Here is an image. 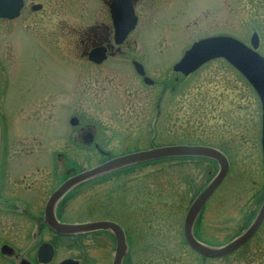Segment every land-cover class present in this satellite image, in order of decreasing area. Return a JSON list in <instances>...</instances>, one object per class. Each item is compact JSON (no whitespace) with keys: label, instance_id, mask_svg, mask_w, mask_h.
<instances>
[{"label":"rangeland","instance_id":"1","mask_svg":"<svg viewBox=\"0 0 264 264\" xmlns=\"http://www.w3.org/2000/svg\"><path fill=\"white\" fill-rule=\"evenodd\" d=\"M32 1L44 9L28 7L15 21L0 20L2 184L12 182L14 194L39 188L26 199L44 194L48 200L69 177L105 160L94 145L84 144L83 130L95 135L110 158L152 146L211 145L223 149L231 169L206 207L200 240L221 247L243 233L264 200L260 100L224 60L188 78L173 67L194 42L215 35L249 46L257 33L264 57V0H174L170 5L154 0L129 36L125 57L100 67L88 63L74 35L84 32L87 22L106 21L100 3ZM133 58L143 61L152 86L137 76ZM72 118L79 120L77 127L70 125ZM123 172L106 186H80L63 207L75 223L102 215L121 222L133 241L127 264H264V225L249 244L218 260L204 261L186 247L184 218L217 174L213 164L164 161ZM137 181L140 195L134 193ZM123 183L126 190L120 189ZM93 185L94 191L87 190ZM69 242L59 241L60 258L113 264L116 244L110 238L100 237L94 246L83 239L82 246L70 250Z\"/></svg>","mask_w":264,"mask_h":264},{"label":"water","instance_id":"2","mask_svg":"<svg viewBox=\"0 0 264 264\" xmlns=\"http://www.w3.org/2000/svg\"><path fill=\"white\" fill-rule=\"evenodd\" d=\"M24 6V0H0V19L14 20L20 16ZM111 14L115 28L114 41L116 45H121L128 35L135 30L137 17L133 4L129 0H119L111 5ZM41 6L36 5L33 11H38ZM259 36L254 34L251 38V46H247L231 37H212L203 39L195 43L183 56L181 61L173 68L175 73L189 76L199 70L203 65L216 59H224L234 67L253 87L262 105V151L264 165V58L257 52L259 49ZM106 50L103 48L93 50L89 55V60L96 64H101L106 59ZM134 67L140 76H145L143 66L135 62ZM145 83L152 84L149 78H145ZM79 121L71 120L72 126H77ZM84 142L92 144L93 136L87 135ZM180 158H204L215 161L219 167V173L207 188L195 199L191 205L184 224V235L187 244L197 253L205 258L217 259L225 257L243 245H245L258 232L264 222V201L259 213L252 225L237 239L220 248H213L197 241L192 233L194 223L204 208L205 204L222 184L229 171L227 158L219 151L202 146H170L153 148L147 151L128 154L114 158L94 169L84 171L68 179L63 183L48 200L45 211V223L54 232L67 235H81L92 232L108 231L113 234L116 240V254L113 264H122L128 254V246L124 231L115 223L99 222L82 225L60 224L54 215L56 204L75 187L100 177L105 174L120 171L130 167H135L152 162L180 159ZM53 257V247L43 245L39 250V259L43 263H49ZM24 264V263H23ZM61 264H79L76 261L67 260Z\"/></svg>","mask_w":264,"mask_h":264},{"label":"flooded vegetation","instance_id":"3","mask_svg":"<svg viewBox=\"0 0 264 264\" xmlns=\"http://www.w3.org/2000/svg\"><path fill=\"white\" fill-rule=\"evenodd\" d=\"M95 1L100 3L102 7L104 8L106 21L96 20L93 23L87 22L86 25L83 24V26L85 27L84 28L85 31L82 33H74V35H76L77 38L79 37L81 43L84 45L83 56L85 59H87L88 63L92 66L100 67V66H103L105 62L109 61L110 59L125 57L124 48L127 45L128 39L122 45H115L114 43L115 28L113 25L110 7L114 2L119 1V0H95ZM129 1H131V3L133 4L135 15L138 18V23H137V27H138L139 22H141L144 12H147V6L149 5V3L155 2L157 0L155 1L154 0H129ZM173 1L174 0H167L166 5L172 4ZM230 2L235 3L236 0H230ZM92 3H94V1H91V4ZM34 5L36 4L32 0H24L23 11H25L28 7H30L32 10V7ZM39 5L42 6L41 10H43L44 5L40 3ZM235 8L236 7H234L233 9L235 10ZM58 15L59 17H61L62 12H59ZM77 25L79 24L77 23ZM209 37H212V36H209ZM99 48L101 49L104 48L106 50L105 54L107 56V59L103 63L98 65L89 60V55L93 50L99 49ZM181 58L182 56L177 60L176 63H178L181 60ZM135 59L136 58H133L131 60L132 66H133V62L135 61L143 65L142 60H140L142 61L140 62L139 60H135ZM139 78L143 80L142 77L139 76ZM143 83H144V80H143ZM81 132H82L81 134L82 140L87 135L92 134L93 139H94V145L100 146L99 144L95 143V135L93 133L84 131V130ZM97 151L101 155H103L104 158L107 160V157H109L107 156L108 154H104L103 152H101L100 149H98ZM122 173L124 172H120L116 174L121 175ZM116 174L108 175V176L101 177L98 179H93L91 181L86 182V185L97 183L96 185L104 184L106 186L107 184L110 183V181L114 182L115 179L113 178L115 176H119ZM138 182L139 181H137V184L136 182L135 184L133 183L135 186L134 193L137 192L136 195L137 194L140 195V190H141V183L139 182L138 184ZM11 185H12V182L10 183V187H7L8 185H6L5 181L3 182V184H2V181H0V264H23V263L24 264H61L62 262L66 260H73V261L79 262L77 258H72V257L60 258L59 257V246H60L59 241L60 240L70 241L69 244L66 245V248H68L69 250L70 248L75 249V247L82 246L83 239L88 241L90 246H94L98 238L105 237V236L110 238L114 242V244H116L115 238L110 232H92L87 235H80V236H62L60 234H57L56 232L51 230L50 227L46 225L45 223V209H46V204L48 200L47 199L45 200L44 194H41V195L38 194L37 195L38 197L36 196L37 199L32 200V202H30L29 200L26 199L25 196L27 195L31 196L32 194H34V191L36 189L32 190L33 191L32 193H29L28 191L30 188L29 189L25 188L27 191L26 194H23V193L14 194V187ZM96 185H93L90 187L88 186L87 190L94 191L96 188ZM115 185L116 183L113 184L112 188H114ZM124 185L125 184L123 183L121 185L122 188L120 189L126 190ZM128 189H129V192L131 193L133 191V185H130ZM38 190L40 189L38 188ZM38 190H36L35 192H37ZM68 195H70V193ZM68 195L64 197L56 205L55 218L61 224H69V225L81 224L80 222L75 223L73 221L67 220V217L70 215V213L65 211V208L63 207L64 206L63 202L66 198H68ZM124 197L126 198V194H124ZM213 198L214 197H212V199ZM210 201L207 203V205L210 203ZM207 205L205 206L204 210L199 216L198 221L195 224L194 235L198 240L201 239L200 234L198 233V230L203 229L202 219L204 217V213H205ZM99 209L101 213L106 212V208L104 206H100ZM97 222H113L119 225L121 229H123L125 236H126V242L130 248L128 256L126 260L124 261V264H127L128 262L127 259H129L130 255L132 254L131 251H132V243H133V241L131 240L132 235L129 234L130 231H128L123 225H121V222L115 221L109 217H104L103 215L100 217L97 216L87 221L86 224L97 223ZM15 241H19V242H15ZM43 244H50L54 249L53 257L49 263H43L39 259V250ZM115 252H116V249H115ZM114 257H115V254H114Z\"/></svg>","mask_w":264,"mask_h":264}]
</instances>
